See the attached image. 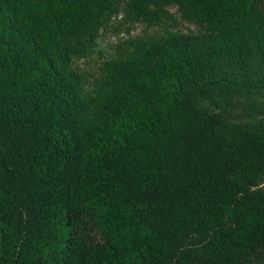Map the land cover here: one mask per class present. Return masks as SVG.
Wrapping results in <instances>:
<instances>
[{"label":"trees","instance_id":"trees-1","mask_svg":"<svg viewBox=\"0 0 264 264\" xmlns=\"http://www.w3.org/2000/svg\"><path fill=\"white\" fill-rule=\"evenodd\" d=\"M263 179L264 0H0V264H264Z\"/></svg>","mask_w":264,"mask_h":264},{"label":"rangeland","instance_id":"rangeland-1","mask_svg":"<svg viewBox=\"0 0 264 264\" xmlns=\"http://www.w3.org/2000/svg\"><path fill=\"white\" fill-rule=\"evenodd\" d=\"M170 12L174 16V22L166 23L157 27H147L145 24L137 23L131 26H122L119 29V33H116L115 27L118 23H113L107 30L101 31V35L98 39V49L104 54V58L110 57L118 50H121L122 46L115 48L120 42L127 39L135 38H148L154 35L163 34L166 31L178 32L182 34L194 33L197 31V27L180 18V14L176 7H171ZM101 61L98 55H95L92 60L87 62L84 66L90 72H94L98 63ZM254 119V118H253ZM253 119L249 120L252 121ZM260 187L264 188V179L262 180Z\"/></svg>","mask_w":264,"mask_h":264}]
</instances>
